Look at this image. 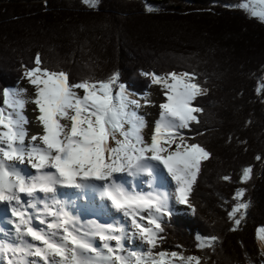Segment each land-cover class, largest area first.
Wrapping results in <instances>:
<instances>
[{"label": "snow or ice", "instance_id": "obj_1", "mask_svg": "<svg viewBox=\"0 0 264 264\" xmlns=\"http://www.w3.org/2000/svg\"><path fill=\"white\" fill-rule=\"evenodd\" d=\"M82 3L96 9L99 0ZM227 7L264 23V0H239ZM155 10L146 5L147 12ZM34 64L25 68L24 77L35 89L31 103L38 112V133L29 134L21 90L2 92L0 208L10 210L12 218L7 220L10 229L0 227V264H203L200 256L156 249L164 239V217L172 215L173 199L195 211L190 195L211 153L189 142L192 138L183 130L200 123L197 114L204 109L194 102L209 94L207 81L201 83L195 71L187 70L141 73L164 96L149 142L142 134L146 122L137 111L140 101L120 82L119 72L102 80L85 77L73 82L68 72L44 67L39 53ZM256 91L264 93V81ZM162 171L175 181L174 196L155 186ZM251 174V167L242 169L241 183ZM141 177L147 178L149 191L135 183ZM62 189L83 198L95 193L120 218L85 224L74 204L61 198ZM244 195V188L236 191V204L228 213L232 231L249 206ZM136 238L146 250L127 246ZM196 239L199 250L214 251L219 238ZM257 240L264 257V228L258 230Z\"/></svg>", "mask_w": 264, "mask_h": 264}, {"label": "trees", "instance_id": "obj_2", "mask_svg": "<svg viewBox=\"0 0 264 264\" xmlns=\"http://www.w3.org/2000/svg\"><path fill=\"white\" fill-rule=\"evenodd\" d=\"M237 3L99 0L90 9L82 0H0V105L3 90L22 82L37 53L44 67L68 72L73 82L119 72L135 95L151 85L142 72L195 71L207 81L209 94L196 102L204 109L200 123L183 130L211 153L190 195L195 211L169 216L157 248L200 256L203 264L264 260L257 240L264 228V93L256 91L264 81V23L227 7ZM245 167L251 179L241 183ZM240 188L249 206L232 231L228 213ZM197 236L218 237L215 250H199Z\"/></svg>", "mask_w": 264, "mask_h": 264}, {"label": "rangeland", "instance_id": "obj_3", "mask_svg": "<svg viewBox=\"0 0 264 264\" xmlns=\"http://www.w3.org/2000/svg\"><path fill=\"white\" fill-rule=\"evenodd\" d=\"M4 65L5 64L3 63L2 66H4ZM1 71H5L4 68ZM24 71L25 70H23V75H24ZM2 76L3 77H6L7 76L6 79L9 78V77H11L7 73L6 74H3ZM145 79L147 81H151L150 77H145ZM9 89L21 90L22 98L27 101V103L25 104V107H24V114L35 125L38 126V123L36 121V116L38 115V112L35 110L36 109V106L33 103H31V100L33 99V97L35 95V89H34V87L31 84H29L27 78L24 77L23 80H22V82H21V84L19 86H15V87H12V88H9ZM128 91L133 94L132 98L138 99L140 101V105L141 106L137 109V111H138L139 115L143 116V118H144V120L146 122V127L143 129L142 134L144 136V139L146 141H149L150 142V134L152 132L153 123L159 117V113H160L159 105L162 102H164V96L162 94L161 88L158 85L151 84V86H150V88L148 90V93L147 94H143V95L142 94L135 95V93H134L133 90L132 91L128 90ZM145 97L147 98L148 101H150L149 103H145V99H144ZM196 102H197V100L195 101V104H196ZM193 124H195V122H193L192 125ZM27 128H28V130H30L29 131V134L30 135L35 134V133H32V132H34V130L36 132V129L34 127L31 126V127H27ZM167 178H169L170 181H172L173 183L175 182L168 175H167ZM177 205H178V203L176 202L175 210L176 211L182 210L180 208L181 206H179V208H178ZM80 210H82V209H79L78 211H80ZM78 211H75V212L77 213ZM110 218L112 219V217H110ZM111 223H113V222H111ZM142 247H144L143 244H142ZM263 259H264V257H263Z\"/></svg>", "mask_w": 264, "mask_h": 264}, {"label": "bare ground", "instance_id": "obj_4", "mask_svg": "<svg viewBox=\"0 0 264 264\" xmlns=\"http://www.w3.org/2000/svg\"><path fill=\"white\" fill-rule=\"evenodd\" d=\"M28 120L30 121V123L27 125V127H34L35 129H36V132H35V130H34V132H32V133H38L41 129H40V127H39V125L37 126V125H35L29 118H28ZM30 131V130H29ZM161 174H163V173H161ZM165 180V179H164ZM62 199L63 198H66L65 196H63V197H61ZM67 199V198H66ZM92 206H94V205H91V206H89V208L90 207H92ZM100 207V206H99ZM101 208V207H100ZM103 211V210H102ZM12 218V217H11ZM110 218V217H109ZM116 221V219L114 218V217H112V219L111 220H106V221H103L102 223H111V222H115Z\"/></svg>", "mask_w": 264, "mask_h": 264}, {"label": "clouds", "instance_id": "obj_5", "mask_svg": "<svg viewBox=\"0 0 264 264\" xmlns=\"http://www.w3.org/2000/svg\"><path fill=\"white\" fill-rule=\"evenodd\" d=\"M24 78V77H23ZM21 84V82L17 85V86H19Z\"/></svg>", "mask_w": 264, "mask_h": 264}]
</instances>
